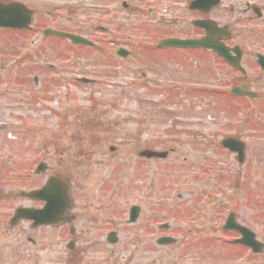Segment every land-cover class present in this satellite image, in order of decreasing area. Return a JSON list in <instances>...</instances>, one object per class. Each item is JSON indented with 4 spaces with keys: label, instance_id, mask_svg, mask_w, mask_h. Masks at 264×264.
<instances>
[{
    "label": "rangeland",
    "instance_id": "rangeland-1",
    "mask_svg": "<svg viewBox=\"0 0 264 264\" xmlns=\"http://www.w3.org/2000/svg\"><path fill=\"white\" fill-rule=\"evenodd\" d=\"M151 9L150 4L134 5L121 24L120 19L113 22L114 36H129L132 51L154 46ZM237 43L264 55L262 38ZM50 47L52 55L37 54L36 61L0 64V247L13 252V237L6 228L2 231L1 222L13 205L26 204L11 195L32 186L24 176L43 162L48 171L34 178L33 185L52 174L67 179L80 226L90 228L92 235L98 229L103 235L110 229L118 234L116 246L88 251L84 261L264 264V255L247 256L226 244V238L237 235L221 231L228 213L234 212L264 243V71L254 62L243 63L254 83L252 92L260 98L240 104L219 95L234 75L226 77L227 70H218L215 60L209 73L205 61L191 64L198 83L213 85L208 90L215 95L188 97L166 93L157 62L145 56L61 58L54 54L58 43ZM80 77L97 83L79 84ZM225 137L244 143L242 164L220 148ZM144 149L171 153L166 160L144 161L138 158ZM132 205L142 208L140 220L127 226ZM90 220H96V228L87 225ZM162 224L169 230L160 233ZM143 233L149 244L137 237ZM162 234L179 243L158 247L155 240ZM52 252L38 264H64L56 246ZM21 264L36 261L25 258Z\"/></svg>",
    "mask_w": 264,
    "mask_h": 264
},
{
    "label": "flooded vegetation",
    "instance_id": "flooded-vegetation-1",
    "mask_svg": "<svg viewBox=\"0 0 264 264\" xmlns=\"http://www.w3.org/2000/svg\"><path fill=\"white\" fill-rule=\"evenodd\" d=\"M197 2L200 4H196ZM148 4L152 7L148 13L153 14L157 34L154 46L145 47L143 51H132L129 36L124 32L119 38L114 36L113 22L117 23L120 19L121 24L123 19L128 17V8L134 5L135 8H141ZM17 19L28 23L24 30L0 27V64L36 61L37 54L40 57L52 55L51 43H58L59 48L54 54H59L61 58L105 54L108 60H112L115 53L122 51L126 52L129 59L142 55L147 61H156L165 77L162 80L165 92L186 94L189 97L198 96L200 92L205 95L213 92L215 95V90H208L214 87L210 84L211 79L210 85L198 83V76L191 65L198 60L200 63L201 60L205 61L209 73L215 60L220 67L218 70H227V73L224 72L226 77H229L231 72L234 75L231 80L226 81V88L219 95L230 101L240 102H249V99L233 97L231 89L252 91L254 83L247 70L244 69V72L240 73L229 67L210 49H185L179 46H163L161 43L168 40L197 42L206 38L210 44H222L229 50L238 47L241 52L240 65L243 67L245 61L254 62L256 65L257 53L247 52L237 42L264 39V0H0V24L13 23ZM47 30L82 37L91 45L75 46L70 39L43 36ZM17 37L21 39L18 40ZM36 37L39 39L38 49ZM22 40L24 43L20 44ZM229 56H233V53L230 52ZM67 64L69 66L70 62ZM212 73L213 71L211 75ZM146 81L150 82L148 79ZM96 83L97 80H94L91 85ZM255 94L251 101L260 98L259 94ZM29 173L24 179L33 183L34 178L43 174L34 175L31 180ZM50 177L52 176L42 180L38 186L32 183L31 187H23L13 194V199H22L26 204L13 205L10 212L8 211L11 214L1 222L2 231L6 228L10 237H13V252L6 253L8 251L0 247V264H6L5 254L10 264H21L25 258H30L38 264L45 255L53 253L55 246L57 253L64 254V264H101L84 261L83 255L88 251L116 246L117 244L113 245L108 238L112 229L104 235L99 229L96 235H92L90 228L84 230L80 226L82 222L78 219L79 210L76 209L74 200L71 199L68 205L56 202L51 211L34 220V212L43 210L46 202L27 199L23 192L39 190ZM22 208L30 213L28 219H20L11 224V218ZM95 222L96 220H90L87 225L96 228ZM137 237L145 241V233ZM112 255L109 251L107 256L110 258ZM114 261L117 264V259Z\"/></svg>",
    "mask_w": 264,
    "mask_h": 264
},
{
    "label": "water",
    "instance_id": "water-1",
    "mask_svg": "<svg viewBox=\"0 0 264 264\" xmlns=\"http://www.w3.org/2000/svg\"><path fill=\"white\" fill-rule=\"evenodd\" d=\"M7 22H10L9 20H7ZM11 24V25H10ZM26 24L27 23H23V22H16V23H8V24H5L6 26L8 27H11V28H19V29H24L26 27ZM48 32H46L47 34ZM50 34H53L55 36H59V37H62V38H70L72 40V42L74 44H79V43H84V41L80 38H75V37H70V36H65L61 33H53V32H49ZM166 44L168 45H180V46H184V47H192V48H197V47H203V48H212V50L217 53L218 55H220L221 57H223L228 63H231L232 65H235L237 66V62L239 61V53L237 52V57L236 59H230V60H227L226 56H225V53H224V49L221 47V46H217L215 44H208L206 43V41L202 40V41H198V42H186V43H180V42H167ZM249 95V94H247ZM250 96V95H249ZM223 145L224 146H230L231 145V142L230 141H225L223 142ZM228 148H232V147H228ZM232 150V149H231ZM243 153V149L242 147H240V150H239V158H241V155ZM142 157H145V158H156V159H159V158H165L166 157V154H163V153H154V152H143L141 154ZM41 169V167H39ZM67 189L64 188V190H60L58 188V186L56 185L55 183V180L52 179L50 180L44 187H42L41 191L40 192H37V193H32V195H30L29 197H32V196H36L38 195L39 198H41L42 200H45L47 202V205L46 207L44 208V210H47L49 211L51 209V207L54 205L55 201H65L66 200V203H67ZM133 212V211H132ZM28 215V212L25 211V210H21L19 211L18 213V216H20L21 218H28L27 217ZM227 229H230V230H238L240 232V234L243 236V239L242 240H239L237 243H240L242 245H245L247 247H251L253 252H256V253H260L262 251V246L261 245H257L255 242H254V235L251 234L250 232H247L246 230L240 228V227H234L230 224V222H227L226 223V227H225V230ZM165 242H168V243H171L170 240H167V239H163L161 241H159V244H163Z\"/></svg>",
    "mask_w": 264,
    "mask_h": 264
}]
</instances>
